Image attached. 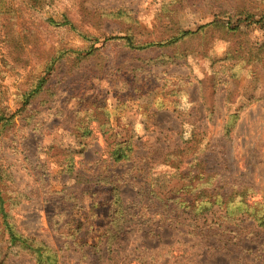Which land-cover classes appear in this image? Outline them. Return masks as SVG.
Wrapping results in <instances>:
<instances>
[{
	"label": "rangeland",
	"instance_id": "rangeland-1",
	"mask_svg": "<svg viewBox=\"0 0 264 264\" xmlns=\"http://www.w3.org/2000/svg\"><path fill=\"white\" fill-rule=\"evenodd\" d=\"M5 2L20 11L0 17V96L8 102L7 112L15 114L12 123H0V167L10 175V190L19 194L12 209L18 229L56 249L64 247L60 264H89L85 249L65 247L63 232L71 217L77 223H94L95 200L88 196L70 201L64 189L74 179L63 172V157H51L84 148L72 129L77 116H94L93 107L80 111L88 100L108 105L114 132L141 138L137 156L158 146L162 134L181 142L207 132L228 180L264 186V53L263 60L252 63L239 59L235 68L242 64L243 75L232 76L236 60H226L232 33L228 18L212 14L216 2L56 0L48 8L40 3L32 8L33 0ZM64 13L76 27L48 23V18L63 21ZM208 23L184 42L146 51L127 47L120 38L129 34L143 45L166 40L177 29L196 30ZM18 35L23 47L9 42ZM248 37L264 48L259 26L250 28ZM90 49L91 54L84 53ZM42 77L48 78L44 89L24 108V94ZM231 115L236 125L227 138L224 125ZM91 128L84 154L77 155L78 169L104 171L110 165L107 137L98 120ZM124 196L136 198V189L126 187ZM242 225L253 230L251 222ZM158 232L161 238L134 232L120 260L103 264H264V232L244 233L230 242L229 233L206 242L178 229ZM7 264L34 262L25 254H13Z\"/></svg>",
	"mask_w": 264,
	"mask_h": 264
},
{
	"label": "trees",
	"instance_id": "trees-1",
	"mask_svg": "<svg viewBox=\"0 0 264 264\" xmlns=\"http://www.w3.org/2000/svg\"><path fill=\"white\" fill-rule=\"evenodd\" d=\"M0 0V17L15 14L19 9L11 8ZM44 8L56 5V0H33ZM213 15L228 18L227 29L231 42L227 59L236 60L230 70L232 76L243 75L244 66L235 68L240 61L252 63L263 60V46H255L249 39L250 28L259 26L264 30V0H211ZM212 5V4H211ZM64 20L48 18L55 28L76 27L73 20L64 13ZM210 24L196 30L177 29L168 39L137 45L131 35L120 36L125 45L135 50L146 51L154 47L177 45L195 36ZM8 34V33H7ZM113 36L110 39H116ZM232 39L234 42H232ZM16 47L25 42L20 35L9 39ZM91 54V49L84 52ZM3 63L7 64L3 58ZM48 81L42 77L26 91L21 105L29 106ZM180 86H177L180 89ZM133 97L132 93L129 94ZM83 109L93 107L94 116H77L73 133L81 139L83 149L51 154L60 161V166L74 179L64 191L71 201L92 197L91 206L95 222H80L71 217L67 220L63 236L65 247L85 249L89 264H103L106 261L118 262L122 251L136 231L146 232L154 238H161L158 232L163 227L178 229L183 235L208 242L210 237L226 236L227 242L244 233L264 232V186L257 187L247 182L228 180L223 162L211 150V140L207 132L193 133L181 142L173 140L170 134H162L156 141L158 146L137 156L141 144L137 134L114 132L115 126L108 105L96 106L94 100L85 102ZM8 102L0 96V123L13 122L15 114L7 112ZM99 121L103 136L107 137V152L110 165L102 171H79L77 155L82 156L87 148L84 141L93 133L91 123ZM236 120L231 115L224 125V136L230 138ZM142 137V136H141ZM149 141V140H147ZM160 142L162 145H160ZM214 155V156H213ZM225 163V162H224ZM0 167V264H7L11 255L25 254L34 264H60L63 248H54L43 240L24 234L18 229L12 209L19 203V194L10 190V175H4ZM7 176V177H6ZM69 177V178H70ZM136 189V198L125 199L124 189ZM251 222L250 226L242 223ZM73 227V224H76ZM92 234H95L92 238ZM183 244V243H182ZM139 248H136L138 250ZM147 248H144L146 250ZM142 253V252H141Z\"/></svg>",
	"mask_w": 264,
	"mask_h": 264
}]
</instances>
